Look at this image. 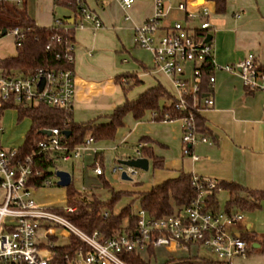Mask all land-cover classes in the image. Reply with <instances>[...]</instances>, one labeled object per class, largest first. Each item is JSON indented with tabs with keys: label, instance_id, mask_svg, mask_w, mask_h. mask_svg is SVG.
<instances>
[{
	"label": "built area",
	"instance_id": "obj_1",
	"mask_svg": "<svg viewBox=\"0 0 264 264\" xmlns=\"http://www.w3.org/2000/svg\"><path fill=\"white\" fill-rule=\"evenodd\" d=\"M133 1L121 0V4L126 9ZM21 3L22 0L15 2L16 5ZM75 3L81 19L73 28L83 27L86 22L94 28L101 27L100 19L85 6L83 0H75ZM210 14L209 8L204 5L195 7L186 1L172 4L170 0H154L153 15L135 29L136 44L152 53L153 67L168 75L179 89L176 107L186 113L180 118H165L164 121L182 122L183 152L192 158L196 156L191 154V147L208 139L196 132L194 113L189 111L185 96L194 95L193 106L198 112L213 105L211 91L200 99L197 97L204 65L212 67L209 76L211 90L215 82L213 72L221 70L237 74L246 89L264 92V68L253 52H248L234 63H216L213 45L211 40H207L212 28ZM167 20L170 22L165 23ZM53 25L71 28L60 19H55ZM5 30L13 35L15 45L19 46L24 33L18 28ZM53 38L60 39L57 35ZM64 56L70 68L50 70L37 67L25 75L6 71L0 66V107L11 101L17 105L43 103L70 109L75 92L73 41L66 45ZM188 68L191 73L190 85L186 78ZM41 79L44 80L42 88L39 86ZM47 130L49 134H43L31 153L20 155L16 147H0V264H126L119 257L123 252H136L141 256L142 253L147 254L148 248L154 251L163 247L181 249L188 248V244L205 248L214 255L217 264H232L233 260L248 256V244L235 231L244 221L243 213L232 210L226 214L207 209V195L218 189L217 181L198 176L192 178L196 198L189 205L177 208L171 216L153 219L138 208L134 233H123L109 239H103L97 232L92 235L83 233L54 211L60 209L64 213H73L74 208L36 203L34 193L57 185L58 178L54 175L56 181H52L48 169H57L58 162L79 159L91 149L94 140L88 136L82 143L71 147L66 144L67 137L58 128ZM139 148H135L137 155ZM111 170L119 174L125 172L129 177L138 172L137 168L120 162H116ZM45 172L47 176H43ZM93 172L103 174L98 162ZM38 179L39 185L36 184ZM71 236L81 241L87 250L81 247L73 256L66 254L59 262L53 261L52 249L61 240L66 243Z\"/></svg>",
	"mask_w": 264,
	"mask_h": 264
},
{
	"label": "crops",
	"instance_id": "obj_2",
	"mask_svg": "<svg viewBox=\"0 0 264 264\" xmlns=\"http://www.w3.org/2000/svg\"><path fill=\"white\" fill-rule=\"evenodd\" d=\"M50 1L53 6L50 22L40 24L34 21L38 26L50 27L55 19H63L73 30L75 92L70 111L74 122L107 123L117 106L125 100L136 99L157 85H161L172 97H178L179 89L171 78L153 67L152 53L139 47L135 41L136 27L153 15L154 0H134L126 9L123 8L121 0H83L85 6L100 19L102 25L98 28H94L89 22L83 27L73 28L74 23L81 19L79 12H74L68 6L54 7L60 5H54L53 0ZM181 1H186L190 6L204 5L209 8L212 25L210 40L218 65L234 63L248 52H253L264 68V0H224L222 11L217 10L215 0H170L172 4ZM22 3L26 4V0H22ZM56 9L59 12L55 16ZM168 22L170 21H165ZM5 35L9 37L4 38ZM11 36L13 35L7 32L0 34V59L17 54L14 37ZM213 74V105L199 110L208 133L198 135L205 136L208 141L191 147V154L196 158L183 152V127L180 120L157 121L150 110L139 119L128 113L113 139L94 141L91 149L79 158L82 190L87 192L81 193L82 196L96 195L97 191L103 190L99 176L93 172L96 162L103 169L101 176L114 191L125 190L136 194L147 192L154 185L177 177L180 173L214 179L217 183L235 182L249 191H264V92L246 89L235 73L215 70ZM186 78L190 85L189 68ZM134 81H137L134 87L124 91L122 84L130 85ZM30 126V118H19L16 107L0 109V147H20ZM88 136L90 134H87L86 138ZM142 138L145 139L141 142ZM109 142L112 144L109 145ZM129 142L133 151L137 146H150L154 155L162 160V166L153 168L152 161L148 159V170L153 168L151 176L141 177L131 183V186L124 184L115 186L114 189L107 171L114 176L116 173L112 172V166L120 159L132 157L120 156L119 160H114L115 162L106 168L103 165L104 150L115 151ZM97 156L101 157L102 163ZM136 157L139 155L136 154ZM75 160L77 159L67 162H72L74 167ZM63 199L64 205L61 206L63 202H60L57 204L59 207L65 206V192ZM251 228L252 225L244 219L235 231L240 235L255 234ZM256 246L258 245H252L253 248H259ZM190 247L165 248L168 256L165 261L186 258L198 260L197 255L190 254ZM155 252L156 250V257ZM174 253L180 254L172 257ZM147 257L148 260L151 258L149 255Z\"/></svg>",
	"mask_w": 264,
	"mask_h": 264
},
{
	"label": "trees",
	"instance_id": "obj_3",
	"mask_svg": "<svg viewBox=\"0 0 264 264\" xmlns=\"http://www.w3.org/2000/svg\"><path fill=\"white\" fill-rule=\"evenodd\" d=\"M217 10H224V0H215ZM54 5L68 6L74 12H77L75 0H53ZM25 4V3H23ZM62 23L65 20L60 19ZM75 24V23H74ZM18 28L24 33V39L17 47V54L13 57L0 59V66L6 71L29 74L37 67L50 70H59L70 68L64 56V50L69 42L73 41L72 28L64 29L63 26H38L28 14L25 6L19 8L11 0H0V29ZM59 36L57 40L53 36ZM48 47V48H47ZM212 74V67L204 65L200 78V89L197 92L198 99L208 94L209 76ZM122 84L124 91L136 84ZM163 101L162 106L159 105ZM189 111L194 113L195 130L198 134L207 135L208 130L205 126L204 118L193 106L194 95L185 96ZM177 100L172 97L161 85L152 87L134 100H125L124 103L117 106L109 116V121L103 124H79L72 120L70 109L60 107H51L43 103H36L31 106H23L12 103L11 101L1 105L0 109L6 107H16L18 117L27 116L31 120V126L26 134L23 144L18 147V153L25 155L31 153L37 141L43 137L42 130L49 128H58L61 132L69 131L66 136V144L74 146L84 141L87 134L94 141L113 139L119 127L123 125V119L131 113L135 119L141 118L147 110L155 112L153 118L157 121L176 119L185 115V111L176 107ZM145 138H142V142ZM139 156L152 161V167L162 166V160L155 156L151 147L141 145ZM102 163L100 156L96 157ZM46 169V168H43ZM47 176V172L43 174ZM99 176V183L103 190H109L110 185L106 179ZM193 175L190 173H180L177 177L166 179L153 187L151 190L143 193H133L125 190H109L110 197L104 201L95 194L82 196L81 192L71 184L66 187V207L74 208L73 213H64L60 209L54 211L64 216L71 224L80 229L87 235L97 232L103 239H109L123 233H134L137 228L136 213L133 212V204L138 203V208L144 210L150 218L161 219L171 216L177 208L185 207L196 198L197 191L192 184ZM40 179L36 180L39 185ZM218 189H215L207 195V209L219 211L217 195L220 191L228 193V200L224 206L223 212L226 214L232 210H238L242 213H252L260 208L264 201V191H249L235 182L220 181L217 183ZM124 197H134L126 206L118 212L115 211L116 205ZM107 213V216H104ZM242 240L247 244L258 245L264 251V239H258L256 234H243ZM54 240V239H53ZM191 244H188L190 247ZM83 247L87 248L77 238L71 236L66 243L56 245L52 249L53 261L59 262L64 255L73 256L75 252ZM148 255L155 257L154 250L148 248ZM120 259L126 264H157L150 260H144L136 252H123L119 255ZM162 264H217L215 261L198 259H171Z\"/></svg>",
	"mask_w": 264,
	"mask_h": 264
},
{
	"label": "rangeland",
	"instance_id": "obj_4",
	"mask_svg": "<svg viewBox=\"0 0 264 264\" xmlns=\"http://www.w3.org/2000/svg\"><path fill=\"white\" fill-rule=\"evenodd\" d=\"M14 4L17 0H11ZM16 5V4H15ZM45 5V7L43 6ZM19 8H22L23 6L26 7L28 14L37 22L40 24H47L50 22V13L51 8L53 6L51 5L50 0H26V4L21 3L20 5H17ZM54 7H62V6H54ZM58 9V8H57ZM55 10V16L58 10ZM9 37L7 35L3 36ZM13 37V36H11ZM14 39V38H13ZM134 87V85L132 86ZM112 142H109V145H111ZM135 149L133 151V146L129 142L128 144L119 147L117 150L112 151V149L104 150V159H103V165L108 168V166L112 163H114V160H119L120 156H126L129 155L131 157H136ZM72 162H62L58 163L56 166L61 169L69 172L72 177V183L76 187L77 190H79L82 194L87 193L86 191L82 190L83 182L80 176V169H81V162L80 159H77L74 161V167L71 164ZM153 168L151 167L149 170H138L137 175L130 177L131 180H122L121 174L116 173L114 176H112L108 171V178L111 183V185L114 187L119 185H129L131 186V183H133L136 180H140V178H144L147 176H151ZM50 178L52 181H56V177L54 175H50ZM90 189V187H89ZM88 189V190H89ZM63 187H60L58 185L53 184L49 189H40L37 190L35 193V202L36 203H45L46 205H52V204H58L62 203L61 206L64 205V191ZM91 190V189H90ZM96 195L101 200H108L110 197V192L106 190L97 191ZM134 197H124L121 199V201L116 205L115 211H119L122 207L129 204ZM218 199V205L220 209H223L227 200H228V194L225 191H220L217 195ZM43 205V204H42ZM138 209V203L135 202L133 204V212H137ZM244 219H246L251 225H252V231L255 232L258 239H264V201L261 202L260 208L255 211L253 214L243 213ZM65 240L59 241L60 244H63ZM188 252V251H187ZM190 254L197 255L199 259H205V260H211L216 261L214 255L210 252H208L203 247H196L192 245L189 250ZM156 257L150 258L149 260L152 263L162 264L165 259L168 257L166 255L165 247L156 249ZM184 253V252H183ZM180 253L172 254V257H175L179 255ZM182 255V253H181ZM142 258L148 260V257L145 253H142ZM232 264H264V251L259 248H253L252 243L248 244V256L245 259L239 258L232 261Z\"/></svg>",
	"mask_w": 264,
	"mask_h": 264
},
{
	"label": "water",
	"instance_id": "obj_5",
	"mask_svg": "<svg viewBox=\"0 0 264 264\" xmlns=\"http://www.w3.org/2000/svg\"><path fill=\"white\" fill-rule=\"evenodd\" d=\"M5 33H6V30L2 29L1 34L4 35ZM210 39H211V37H210V35H208L207 40H210ZM43 82H44V80L41 79L40 83H39L40 88H42ZM162 104H163V101L161 100L159 102V105L162 106ZM49 132L50 131L47 129L42 130V134H49ZM63 134H65V136H68L69 131H63ZM118 162H120L121 164L130 166V167H134L137 169L144 170V171H147L148 167H149L148 159L145 157H141V156L132 157L129 159H120ZM48 174L55 175L58 178L57 185L60 187H63V189H66V187H68L71 184V175L69 172H67L65 170L55 169V167H50L48 169ZM121 178L124 180H130L131 179L129 176L126 175L125 172H123L121 174ZM256 247H258V246H256Z\"/></svg>",
	"mask_w": 264,
	"mask_h": 264
}]
</instances>
